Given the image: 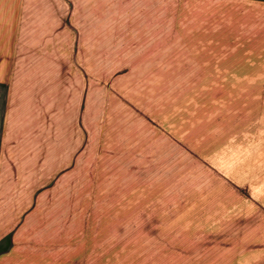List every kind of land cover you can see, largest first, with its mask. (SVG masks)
Instances as JSON below:
<instances>
[{
    "label": "crops",
    "instance_id": "1",
    "mask_svg": "<svg viewBox=\"0 0 264 264\" xmlns=\"http://www.w3.org/2000/svg\"><path fill=\"white\" fill-rule=\"evenodd\" d=\"M175 52L208 53L215 67L264 78V0H0V264H104L105 252L108 264H264V204L213 214L235 231L218 237H169L161 221H127L123 257L119 230L107 251L99 230L89 248L86 221L70 214L46 235H27L42 173L51 171L54 186L63 159L69 185L87 178L86 69L166 66ZM10 222L20 223L13 233Z\"/></svg>",
    "mask_w": 264,
    "mask_h": 264
},
{
    "label": "rangeland",
    "instance_id": "2",
    "mask_svg": "<svg viewBox=\"0 0 264 264\" xmlns=\"http://www.w3.org/2000/svg\"><path fill=\"white\" fill-rule=\"evenodd\" d=\"M207 56L175 52L166 66L87 68V178L69 185L63 159L55 163L61 177L54 186L51 171L42 173L39 210L27 235H46L70 214L86 221L89 248L99 230L97 242L103 239L107 251L119 230L123 257L129 252L122 226L130 220L161 221L169 237L234 234L209 219L264 204V78L255 68L215 67ZM116 221L119 229L111 227ZM10 224L13 233L20 223ZM104 254V264L111 263L112 253Z\"/></svg>",
    "mask_w": 264,
    "mask_h": 264
}]
</instances>
